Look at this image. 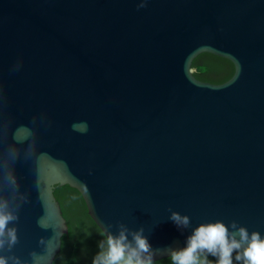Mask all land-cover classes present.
<instances>
[{
    "label": "water",
    "instance_id": "water-1",
    "mask_svg": "<svg viewBox=\"0 0 264 264\" xmlns=\"http://www.w3.org/2000/svg\"><path fill=\"white\" fill-rule=\"evenodd\" d=\"M203 52L232 77L198 79ZM57 184L106 237L143 228L153 261L201 223L264 238V0H0L6 264L53 263L68 232Z\"/></svg>",
    "mask_w": 264,
    "mask_h": 264
},
{
    "label": "clouds",
    "instance_id": "clouds-1",
    "mask_svg": "<svg viewBox=\"0 0 264 264\" xmlns=\"http://www.w3.org/2000/svg\"><path fill=\"white\" fill-rule=\"evenodd\" d=\"M73 128L85 132L87 124L73 125ZM16 218L10 212L0 211V236H3L8 223ZM170 219L178 227H188L190 224V217L177 211L171 212ZM231 228L236 231L230 232L229 226L223 221L201 223L187 237L185 247L171 250L172 264H208L206 257L201 259V253L205 252L217 258L216 264H233L234 252L237 253L236 261H242L243 264H264V238L260 232L252 231L250 234L248 228L238 226L237 221H232ZM143 232V228L132 231L130 242L129 230L121 224L119 235L107 236V249L93 258V264H153L155 250ZM8 234L14 244L15 229H8ZM3 243L4 241L0 240V247ZM100 247L104 249L103 244ZM0 264H6L2 257Z\"/></svg>",
    "mask_w": 264,
    "mask_h": 264
},
{
    "label": "trees",
    "instance_id": "trees-1",
    "mask_svg": "<svg viewBox=\"0 0 264 264\" xmlns=\"http://www.w3.org/2000/svg\"><path fill=\"white\" fill-rule=\"evenodd\" d=\"M194 75L203 81L223 83L230 79L235 66L228 58L203 52L194 58L192 63ZM64 217L68 224V232L62 237L61 250L52 264H93V258L107 249V237L89 215L87 205L81 192L69 184H57L54 189ZM104 245L101 249L100 245ZM237 253H233V264ZM208 264H216V257L201 253ZM153 264H172L171 256L153 261Z\"/></svg>",
    "mask_w": 264,
    "mask_h": 264
}]
</instances>
